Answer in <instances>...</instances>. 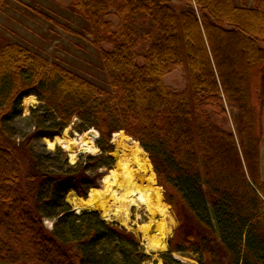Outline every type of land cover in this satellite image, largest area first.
I'll return each instance as SVG.
<instances>
[{
  "label": "trees",
  "instance_id": "16d2710c",
  "mask_svg": "<svg viewBox=\"0 0 264 264\" xmlns=\"http://www.w3.org/2000/svg\"><path fill=\"white\" fill-rule=\"evenodd\" d=\"M6 0H0V9ZM72 0L89 25L110 89L10 41L0 45V264H145L139 237L95 210L76 213L113 168V135L148 154L177 227L162 264H264V0ZM247 2V0H245ZM183 68L186 86L165 83ZM35 96V130L12 122ZM75 124L98 154L58 147ZM53 222V227L46 225Z\"/></svg>",
  "mask_w": 264,
  "mask_h": 264
},
{
  "label": "rangeland",
  "instance_id": "374dc122",
  "mask_svg": "<svg viewBox=\"0 0 264 264\" xmlns=\"http://www.w3.org/2000/svg\"><path fill=\"white\" fill-rule=\"evenodd\" d=\"M236 2L252 4L253 1ZM6 41L20 44L97 85L110 89L100 51L90 42L88 22L74 10L72 0H6L0 9V45ZM164 80L169 86L184 87L187 83L185 70L177 68L165 75ZM38 105L39 101L35 96L23 100V114L11 124L16 140H24L34 132L31 109ZM75 127L73 123L54 139L34 141L36 152L61 147L73 164L81 154H98L96 139L99 133L93 128L78 133ZM64 142L70 148L64 147ZM113 144L115 150L112 155L115 162L113 168L104 176L100 188L92 189L87 199L70 193L67 201L76 213L95 210L104 220L134 232L141 240L145 252L151 255V259L145 264H162L160 254L168 251V240L177 227L171 206L164 200V189L158 185L148 154L140 144L124 131L113 135ZM153 177L164 205L170 210V223L165 242L163 241L164 246L157 249L149 247L148 239H144L139 228L150 223L156 228V223L162 221V216L152 214L146 203L137 200L140 195L136 191L133 193L135 189L143 188L148 182L147 179ZM45 222L49 228L53 227L51 220ZM156 232L152 230L148 236L153 238ZM174 256L181 264H199L198 256L194 253H175Z\"/></svg>",
  "mask_w": 264,
  "mask_h": 264
},
{
  "label": "bare ground",
  "instance_id": "6f19581e",
  "mask_svg": "<svg viewBox=\"0 0 264 264\" xmlns=\"http://www.w3.org/2000/svg\"><path fill=\"white\" fill-rule=\"evenodd\" d=\"M63 145L66 148H70L67 142H64ZM147 181V184L143 188L135 189L134 192H132L135 193L136 191V193L140 195L137 200L146 203L152 214H159L162 216V221L156 223V228H154L155 225L152 223L142 225L139 228L144 239H148L149 247L157 249L164 246L163 241L165 242L168 225L170 223V210L164 205L159 188L154 185V177L147 179ZM152 230L157 231L156 234L153 235V238L148 236Z\"/></svg>",
  "mask_w": 264,
  "mask_h": 264
},
{
  "label": "crops",
  "instance_id": "0c3cea01",
  "mask_svg": "<svg viewBox=\"0 0 264 264\" xmlns=\"http://www.w3.org/2000/svg\"><path fill=\"white\" fill-rule=\"evenodd\" d=\"M262 144H261V169H262V178L264 180V113L262 118Z\"/></svg>",
  "mask_w": 264,
  "mask_h": 264
}]
</instances>
